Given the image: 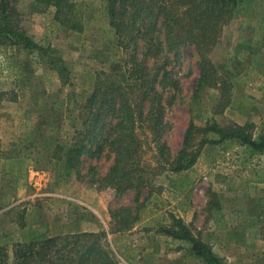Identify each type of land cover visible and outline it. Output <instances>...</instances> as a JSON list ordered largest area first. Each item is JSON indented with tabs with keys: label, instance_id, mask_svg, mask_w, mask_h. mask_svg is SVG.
Here are the masks:
<instances>
[{
	"label": "rangeland",
	"instance_id": "374dc122",
	"mask_svg": "<svg viewBox=\"0 0 264 264\" xmlns=\"http://www.w3.org/2000/svg\"><path fill=\"white\" fill-rule=\"evenodd\" d=\"M10 1L24 32L47 53L0 39V92H8L0 101V245L11 255L12 243L33 230L49 235L104 231L121 264H204L191 254L187 241L157 231V224L171 225L173 215L226 264H264V182L249 179L252 170L264 168V152H253L237 140L199 145L203 138L217 136L197 129L208 122H236L264 132V28L242 19L223 25L219 42L207 53L226 82L214 86L198 87L199 59L193 46L144 56L145 42L136 39V57L149 74L160 80L167 71L177 87L167 81L156 84L163 104L159 143L166 154H159L151 130H138L139 163L151 185L115 194L99 189L113 164L108 145L98 154L91 147L77 169L65 171L50 159L49 144L42 138L58 134L68 143L82 127L80 105L98 75L112 72L131 49L123 51L116 44L104 0H70L81 31L55 20L53 6ZM13 94L16 100H8ZM148 105L145 101L144 110ZM190 123L195 129L187 152L199 148V153L190 168L174 172L166 158L179 154ZM213 199L220 214L210 208ZM122 209L137 221L129 230L110 233V212Z\"/></svg>",
	"mask_w": 264,
	"mask_h": 264
},
{
	"label": "trees",
	"instance_id": "16d2710c",
	"mask_svg": "<svg viewBox=\"0 0 264 264\" xmlns=\"http://www.w3.org/2000/svg\"><path fill=\"white\" fill-rule=\"evenodd\" d=\"M35 3L53 6L55 20L71 30H82V23L73 11L75 3L70 0H35ZM103 11L116 44L123 51L130 48L132 52L119 61L112 72L98 75L91 92L80 105L82 127L74 131L68 143H63L58 134L42 139L49 144L46 149L51 152L50 159L65 171L77 169L82 154L91 147L94 146L92 151L98 154L104 144L108 145L114 155L113 164L99 189L110 188L117 194L151 185L150 178H143L145 169L139 163L138 130H151L159 154H166L164 144L159 143L164 128L161 120L163 104L156 84L165 86L163 81H167L172 88L177 87L167 71H163L160 80L158 74H149L143 61L136 57V39L145 42L144 56L157 57L160 51H173L182 44L193 46L199 59L198 87L214 86L217 82L225 84L207 53L219 42L223 25L231 19H242L248 25L264 28V0H104ZM20 21L11 1L0 0V39L13 40L25 49H36L45 55L47 49L24 32ZM7 93L0 92V101ZM16 97L13 94L8 100L15 101ZM145 101L149 102L146 110ZM252 127L249 123L231 122L220 126L208 122L197 129L212 133L217 139L203 138L199 145L237 140L253 152H264V132L254 133ZM105 129H108L106 136L103 134ZM193 129L195 126L190 123L179 154L171 160V155H167L170 170L181 172L195 163L199 148L193 153L187 152ZM249 179L264 182V168L252 170ZM209 205L220 214L217 200L213 199ZM110 214V233L129 230L137 221V216L126 209ZM171 217V225L157 224L160 234L187 241L191 254L204 264H226L207 241L192 234L182 219ZM10 251L11 255L0 245V264H121L104 231L49 235L33 230L28 238L13 242Z\"/></svg>",
	"mask_w": 264,
	"mask_h": 264
}]
</instances>
